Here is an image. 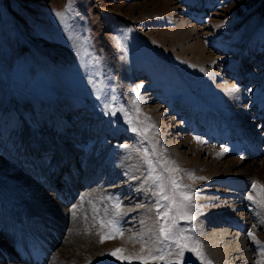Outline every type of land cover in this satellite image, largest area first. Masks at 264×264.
I'll use <instances>...</instances> for the list:
<instances>
[{
  "label": "rangeland",
  "instance_id": "1",
  "mask_svg": "<svg viewBox=\"0 0 264 264\" xmlns=\"http://www.w3.org/2000/svg\"><path fill=\"white\" fill-rule=\"evenodd\" d=\"M162 6L161 0H0V164L10 167L8 176L25 175L8 149L23 147L27 131L44 136L54 146L62 144L66 151L71 146L80 151L77 164L83 172L79 180L95 170L89 188L88 182L80 185L76 181L81 188L75 189L87 194L98 186L107 197L118 196L127 213L121 218L123 237L100 243L107 227L94 237L98 246L115 245L101 254L99 264H128L109 254L122 248L123 255H140L141 248L131 249L127 244H141L134 234L156 227L153 202L137 190L145 169L138 153L122 148L124 144L141 150L155 144L156 155L175 161L182 169L174 175L193 194L195 207L190 214L195 218L179 223L189 230L185 232L191 237L189 243L202 245L205 262L218 264L205 237L221 229L207 223L209 212L219 208L220 202L204 200L216 197L226 202L229 197L220 193L223 190H238L243 184L240 193L249 195L253 181L264 184L262 177L250 178L264 167V0H170L166 8ZM179 21L187 24L185 30L196 28L189 39L202 40L215 62L199 65L186 59L190 56L180 48L189 40L178 38ZM148 94L155 99L147 101L144 95ZM233 94L238 95L233 98ZM105 104L116 110L115 115L106 112ZM152 107L160 109L166 125L155 119L149 110ZM243 119L255 131L248 135L259 139L260 154L255 157L248 155L252 145L241 138L240 133L247 135L241 127ZM127 120L147 129L148 141L141 143ZM185 139L191 142L173 152L171 143ZM198 155L195 165L183 163L184 156L193 159ZM232 158L244 172L237 168L213 178L211 168L204 167L207 162ZM225 169L223 165L220 172ZM187 173L204 179H193ZM133 176L141 179L132 180ZM238 176L247 178L235 180ZM25 179L19 188L47 194L49 202L58 199L57 192L38 185L32 173ZM4 180L8 179H0V185L9 187ZM74 181H61L59 189ZM211 188L218 191L207 193ZM251 194L257 203L247 199V209L238 216L246 213L259 236L256 239L264 243V223L260 222L264 196ZM110 203L106 201L107 218L114 211ZM93 216L101 219L105 210ZM5 244L0 239V246ZM257 252L253 260L263 264L264 257ZM0 264L11 263L1 260ZM183 264L200 261L186 251Z\"/></svg>",
  "mask_w": 264,
  "mask_h": 264
},
{
  "label": "bare ground",
  "instance_id": "2",
  "mask_svg": "<svg viewBox=\"0 0 264 264\" xmlns=\"http://www.w3.org/2000/svg\"><path fill=\"white\" fill-rule=\"evenodd\" d=\"M169 2L170 0H161L163 4L162 7L166 8ZM186 25L187 24L183 21L177 23V29L179 30L177 32L178 38L189 40L186 46L180 48L181 53L188 54L190 57L186 59L199 65H207L215 62L213 54L207 50L202 40L189 39L193 34H196L197 31L193 26L185 30L184 27ZM174 52L176 51L174 50ZM224 88L226 87L224 86ZM237 95L238 94H233L232 96L236 98ZM144 97H148L147 101L150 102L155 99L149 98V94L144 95ZM239 97L241 98L242 94ZM149 110L155 114V119L159 120L162 125H166V123H163L161 120V114L159 113L160 109L158 107H152L149 108ZM242 123L244 124L242 126L240 124V126L243 127L242 130H245L244 133L247 135L240 133L241 138H243L244 143L248 142L249 145H252L249 147L252 148V150L248 155H254L255 157L258 153L260 154L259 139L248 135V133H255V131L252 130L253 128L251 129V123L245 120ZM29 133V131L26 132L23 147H27L28 149L30 146H33L32 144L38 146L40 153H35V155L31 154V156L35 157L40 170L46 172V166L51 156L56 158V163L59 168L65 166L66 161H69L68 164H70L74 160V162L76 161L75 167L73 168L74 174L72 176L70 175V179L71 181H75L68 187L59 189L57 200L62 203H59L57 200L49 202L48 200L50 197L47 194L32 193L26 190V188H22V186L21 188L18 187V185L20 186L27 182L25 175L31 173L30 169L19 164L20 168L22 169L23 167V170L26 172L25 175L23 173H13L8 176L10 167H4L0 164V179L6 178L8 180L4 181L10 183L9 187L0 185V239L6 241L5 246H0V261L2 260L11 264H34L31 254H29L30 244L27 245V242L30 241V239H38L48 251V257L44 264H99L98 261L101 254L115 247V245L112 244L98 246L94 238L99 233L101 226L99 223L100 219L97 217L93 218V215H95L97 209H99V211L100 209L105 210L107 200L104 198L107 196L98 186L91 188L87 194L81 190L80 192L75 190V188H81V186L76 184V181L80 185H86L85 182H88V180H91L94 176L93 171L95 169L91 170L92 175H90L89 178L87 176V178L84 177L80 181L81 174L79 172V165L77 164L78 155H76L80 152L78 149L74 151L72 148H69L66 151L62 144H55V146L54 144L49 145L45 142L46 138H44V136L39 134L34 136L32 133ZM228 137L229 136H227V138ZM70 139L75 142L79 141L77 137H70ZM187 139L183 142L171 143L170 146L172 151L177 152L180 146L191 142V140ZM53 148L55 150L54 155L51 153ZM234 148H236V145H234ZM193 149V147H190V152H195ZM74 154L75 157H73ZM198 157L199 155L190 159L184 156L182 160L187 166H193L196 164L195 162ZM15 161L18 162L17 159ZM238 163L239 161L232 158L225 162L215 161L212 164L207 162V165L204 167L208 169L211 168L209 172L210 177L214 178L217 176L219 177L221 174H223L222 176L229 175L231 171L237 168L244 172V167H240ZM223 165L226 166V169L224 172L221 171L223 172L221 173L220 169ZM254 170L255 168L253 171ZM61 172L63 173L62 170ZM44 176L46 177L45 181H47L48 179L45 173ZM256 176L264 179V167L261 168L259 172L256 171L253 173V176L250 178L252 179ZM244 178L247 177L239 178L238 176L234 179ZM59 179L61 180V178ZM54 181H51V183H56L57 179L55 182ZM36 183L43 187L41 181L36 179ZM242 185L243 184H239L238 190L234 188V191H219L229 197L226 202L216 197H209L204 200L206 202H220V207L211 210L209 212L210 214L208 213L209 215L206 216L208 217V225H212L216 228L218 227L221 230H217L205 237L208 250L218 264H257V261L253 260L254 256H252L253 254H257V251H259V255L261 254L264 257V252L261 251V248L264 247V243L259 239L261 245H256L255 242L251 244V238L247 235L248 231H252L255 237L259 238L253 223L249 221V218L244 216L246 213L242 212L243 217L238 216L239 211L243 209L246 210V206L248 205L246 202L248 194L244 195L240 193L243 190ZM56 187L59 188V183ZM2 188L7 189L6 193H1V190H3ZM211 191L218 190L211 188L207 193ZM65 203L68 204L65 205ZM74 212L75 215H73ZM106 218L107 217L104 216L101 219L106 220ZM127 245H129V248L136 250L142 247L141 244Z\"/></svg>",
  "mask_w": 264,
  "mask_h": 264
},
{
  "label": "snow or ice",
  "instance_id": "3",
  "mask_svg": "<svg viewBox=\"0 0 264 264\" xmlns=\"http://www.w3.org/2000/svg\"><path fill=\"white\" fill-rule=\"evenodd\" d=\"M56 15L60 16L61 13ZM140 87L143 86L140 85ZM104 107L107 113L115 115L116 110L111 105L105 104ZM119 111L127 115L123 108L119 109ZM126 123L131 126L133 133L142 138L141 143L148 141L147 129L141 130L140 127L132 126L133 122L131 120H127ZM197 141L200 142L199 138H197ZM121 147L130 152L138 153L140 157L145 174L137 190L143 191L145 196L153 202L156 227L155 229L148 228L144 232L138 230L134 234L142 245L140 255H123L125 250L122 248L115 249L109 255L114 256L121 262L127 261L128 264H132L133 261H137L138 264H153L154 261H162L163 264H183L185 252L187 251L192 253L200 261V264H212L210 260L205 262L204 254L200 251L202 245L198 241L189 243L191 237L185 235V232L189 230L182 228L179 223L180 221L191 222L195 218L190 214V209L195 207V204L192 203L193 194L188 189V186L179 182V179L174 175L181 172L182 169L175 166V161L156 155L155 144L152 145L151 149L143 147L142 150L128 144H124ZM164 165L168 166L165 167ZM187 175L193 179H204L203 177H194L191 173H187ZM131 179L137 180L141 178L133 176ZM251 192L264 196V184L253 181ZM251 192L247 199L256 204L257 201ZM104 199L111 202L109 206L114 211L111 218L100 219L99 221L101 228L107 227L109 229L106 234L101 236L100 243L124 236L125 229L122 226L121 218L127 214L123 212V201L118 196H108ZM138 207H144V205H138ZM153 208H149L148 211L151 212ZM96 211L99 212V209ZM105 216L107 217V208H105ZM260 222L264 223V219ZM140 223L144 225L145 221L142 219ZM247 235L256 245H261V242L256 239L252 231H248ZM261 251L264 252V247L261 248ZM144 253L147 254L145 255Z\"/></svg>",
  "mask_w": 264,
  "mask_h": 264
}]
</instances>
